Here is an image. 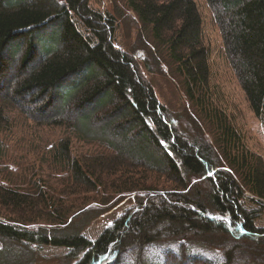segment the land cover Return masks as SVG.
Masks as SVG:
<instances>
[{
  "label": "trees",
  "instance_id": "1",
  "mask_svg": "<svg viewBox=\"0 0 264 264\" xmlns=\"http://www.w3.org/2000/svg\"><path fill=\"white\" fill-rule=\"evenodd\" d=\"M91 1L0 0L4 109L38 105L35 114H23L38 124L68 127L107 149L75 155L70 138L62 136L44 152L63 170L54 184L31 176L17 183L14 174L3 171L0 264H33L41 246L65 249L68 264H144L149 252L174 245L182 249L180 255L186 248L189 264H264L263 155L250 147L233 114L215 99L211 52L196 0L123 2L135 17L127 15L146 27L163 50L211 136L200 128L182 131L190 121L177 118L159 100L135 57L138 50L133 54L117 44V16ZM206 1L230 67L260 117L264 0ZM147 49L145 67L155 73L157 56ZM66 106L71 108L66 111ZM77 110L79 120L70 115ZM96 110L106 123L100 130ZM29 170L37 176L35 166ZM153 175L170 187L149 184ZM132 193L139 194L136 203L96 238L83 233L99 212L90 202L108 204ZM186 243L204 253L217 248L218 261L191 257ZM175 255L170 251L166 256L173 264L186 262L176 261Z\"/></svg>",
  "mask_w": 264,
  "mask_h": 264
},
{
  "label": "rangeland",
  "instance_id": "2",
  "mask_svg": "<svg viewBox=\"0 0 264 264\" xmlns=\"http://www.w3.org/2000/svg\"><path fill=\"white\" fill-rule=\"evenodd\" d=\"M196 2L202 15L205 44L211 52V80L213 90L216 93L215 99L218 104L233 114L236 125L242 129L247 136L250 147L261 153L264 159V113L262 116L256 117L250 109L246 96L230 67L220 29L215 23L213 13L207 1L196 0ZM91 3L93 7L108 10L117 16L119 20L117 44L133 54L135 53V49L138 50L135 57H137L136 59L139 61L142 72L154 86L159 100L170 109V111L175 113L177 118H181L182 121L185 120L186 122L187 120L190 121V123L187 122L189 125L185 127L186 129L181 128L182 131L185 133L187 132L186 130H188L193 133L201 129L205 135L209 136L208 125L206 123L204 124L205 121L203 122L202 118L194 109L193 103L187 98L181 78L177 75L172 64H170L165 57L161 47L152 41L146 27L136 20V18L132 19L135 15L124 7L123 0H92ZM127 13L132 17L127 15ZM147 47L152 48L153 54L157 56L158 61L155 58L157 62L155 73L149 72L144 64L145 58L148 57ZM16 66H18V63ZM18 103L19 102H17V104ZM20 105L22 106H10V108L6 107L4 109L6 105L3 106L0 100V145L4 147V149L0 148V178L2 180H4L3 171H5L6 173L14 174L12 177L17 183L19 181L22 183L23 179L27 182L28 176H31L33 180H38L39 178L53 180V184L56 180L60 181L61 178L59 175L62 174L63 170L53 166L52 161L45 156L48 153L44 152L51 144L55 145L62 136L70 138L75 155L80 156L81 154H88L93 156L98 153H104L105 150H107L102 144L103 142L94 141L87 135L84 137L81 135L79 136L75 131L69 130L68 127H51L38 124L34 118L30 119L23 114L25 111L30 114H35V108L38 105L35 108H31L27 104L23 105V103ZM70 108V106H66V111ZM96 111L97 114L94 115L98 117V119L96 118L95 120L96 126L98 125V129L100 130L103 129L106 123L100 120L104 118L102 111ZM81 114V111L78 110L70 113L76 120L82 117ZM38 116L39 115H36L37 118ZM4 118L11 120L10 125H7V123L3 121ZM106 119H109V117L107 116ZM175 123L178 125L180 120H176ZM8 126L9 129L7 130ZM4 143H7V145L5 146ZM31 165L33 167L35 166L37 176H34L33 172L29 170L33 168ZM137 177L135 179H137ZM149 180V184L155 183L160 187H170V184L167 183L163 177L153 175L150 176ZM26 188H29V186H26ZM138 195V193L125 194L120 200H117L118 197L108 204H101L99 201L90 202L89 206H95V209L99 212L88 224H86L83 233L92 239L96 238L116 216L136 203ZM91 196L92 195L87 196L86 198L91 199ZM83 198L81 196L79 200L85 202L86 200L84 201V199L86 198ZM260 224H264V219L263 223ZM186 245L188 244L186 243ZM183 248L182 255H180L182 249L176 245L156 248L153 250L154 252H149L150 254L145 258L146 262L144 261L143 263L165 264L170 261L169 264H173L166 256L171 251L176 254L174 257L176 261L182 263L183 259H185L186 262L184 264H189V258L187 260L185 256L186 248ZM15 251L21 254L23 249L15 248ZM209 251L212 252L209 253ZM218 251L219 250L215 248L205 250L204 253L188 245V254L191 257L196 255L214 259L219 257ZM66 252L65 249L52 246H41L37 249V252H35L36 256L34 257L33 264L71 263L72 261L65 256ZM214 261L218 260L214 259Z\"/></svg>",
  "mask_w": 264,
  "mask_h": 264
}]
</instances>
